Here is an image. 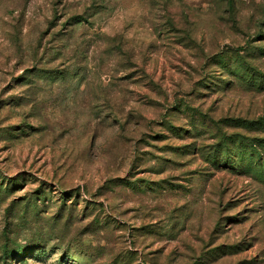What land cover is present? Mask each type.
I'll list each match as a JSON object with an SVG mask.
<instances>
[{"label": "rangeland", "instance_id": "rangeland-1", "mask_svg": "<svg viewBox=\"0 0 264 264\" xmlns=\"http://www.w3.org/2000/svg\"><path fill=\"white\" fill-rule=\"evenodd\" d=\"M0 264H264V0H0Z\"/></svg>", "mask_w": 264, "mask_h": 264}]
</instances>
